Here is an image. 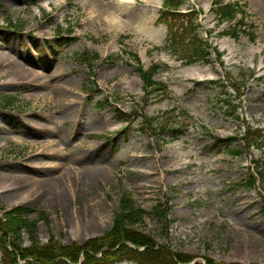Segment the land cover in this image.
Here are the masks:
<instances>
[{"label": "rangeland", "instance_id": "rangeland-1", "mask_svg": "<svg viewBox=\"0 0 264 264\" xmlns=\"http://www.w3.org/2000/svg\"><path fill=\"white\" fill-rule=\"evenodd\" d=\"M161 1L0 0V216L19 205L36 222L41 243L50 236L83 243L110 227L126 193L146 211L136 229L171 250L200 261L264 264V146L246 150L241 139L248 123L264 130V7L233 0L245 8L240 28L235 20L217 22L212 0H188L223 65L213 56L185 65L165 47ZM112 18L119 22L110 26ZM233 28L237 39L219 35ZM58 29L73 40L60 47ZM83 50L99 54L93 72L100 91L81 88L89 75L74 56ZM130 52L144 66L168 64L155 77L173 97L142 103ZM16 65L30 74L15 75ZM227 72L240 78V99ZM221 78L223 87L215 83ZM106 95L110 101L97 107ZM233 105L239 107L230 114ZM115 108L130 112L134 124L124 130ZM143 116L188 129L154 134L139 128ZM214 136H233L230 146L242 154L229 156ZM250 173L260 178L255 186L237 185ZM159 204L173 220L168 238L154 214ZM27 239L23 231V245Z\"/></svg>", "mask_w": 264, "mask_h": 264}, {"label": "trees", "instance_id": "trees-1", "mask_svg": "<svg viewBox=\"0 0 264 264\" xmlns=\"http://www.w3.org/2000/svg\"><path fill=\"white\" fill-rule=\"evenodd\" d=\"M162 1L167 9L160 11L158 21L166 24L167 46L171 47L173 54L187 64L199 61L208 63L210 62L209 56L212 53H215L216 59H220V53L216 47L212 46L211 42L209 43L198 36L196 24L194 23L196 12L194 10L180 11L179 7L185 0ZM214 2L217 5L214 11L219 23L224 20L236 19L239 14L240 18L236 20V25L239 27L244 24L246 12L239 3L230 0L226 2L224 0H214ZM222 34L233 38L237 37L236 28L223 31ZM249 39H254L252 34H249ZM59 43L63 45L66 41L60 40ZM81 56L80 59L77 58V61L80 63L86 62L87 64L98 57L96 53L89 56L87 52L82 53ZM137 59L136 61H138ZM166 67L165 64L151 63L147 69H143L139 64L136 68L144 82V88L149 92L153 90L151 94L154 93L153 96L158 101L171 96V91L167 89V86L153 78L157 72ZM226 80L231 81V85L235 88V98L240 99L242 92L237 86L239 84L237 81H240V78L236 77L233 80L230 77V72H227ZM215 83L222 87L225 85V81L222 80H217ZM105 104V100L97 102L99 107ZM237 108L236 105L231 106L229 113L235 114ZM115 111L117 119L126 121L129 126L132 124L133 120L130 115L119 110ZM143 119L140 123L141 127L153 130L154 127L150 125L153 123L154 118L144 117ZM160 129H165V126L160 127ZM170 130L173 133L184 132L182 126L170 128ZM241 139L244 142V148L247 150L261 148L264 145V132L259 128H253L248 123ZM231 140V136L226 138L214 137L215 144L219 145L223 151L231 156H239L242 153V148H231ZM255 183L256 176L251 173L245 183L239 182L238 185L250 189ZM28 211L26 208L16 206L0 216V264H106L112 260H128L133 264H178V262L186 263L192 259V257L171 250L164 244H158L152 236L137 230L134 226L143 223L145 210L136 206L135 201L128 195H123L120 198L118 211L110 228L101 235L91 237L83 243L72 242L65 245L53 236L47 242L41 243L36 236V222L29 220L26 216ZM167 211V208L159 204L156 206L154 213L158 221L161 222L162 233L168 238L172 220L168 218ZM23 231L27 232L28 235V245L26 246L22 245L21 233ZM193 264H202V262L196 261ZM205 264L224 263L216 262L211 257H205ZM230 264L243 263L233 262Z\"/></svg>", "mask_w": 264, "mask_h": 264}, {"label": "bare ground", "instance_id": "bare-ground-1", "mask_svg": "<svg viewBox=\"0 0 264 264\" xmlns=\"http://www.w3.org/2000/svg\"><path fill=\"white\" fill-rule=\"evenodd\" d=\"M120 1H126V0H120ZM155 1V0H154ZM258 3H260L262 5V7H264V0H257ZM119 21L115 18L110 19V26L112 25H116ZM15 75H22V74H30L26 69L16 65L13 67V71H12ZM42 186H45V184H43Z\"/></svg>", "mask_w": 264, "mask_h": 264}]
</instances>
